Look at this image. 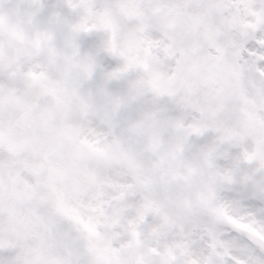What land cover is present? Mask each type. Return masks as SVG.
<instances>
[{"label":"snow or ice","instance_id":"1","mask_svg":"<svg viewBox=\"0 0 264 264\" xmlns=\"http://www.w3.org/2000/svg\"><path fill=\"white\" fill-rule=\"evenodd\" d=\"M0 264H264V0H0Z\"/></svg>","mask_w":264,"mask_h":264}]
</instances>
